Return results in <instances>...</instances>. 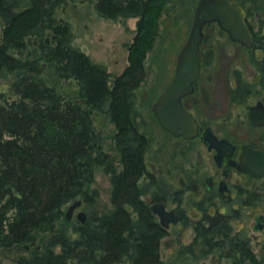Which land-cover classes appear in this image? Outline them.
Returning a JSON list of instances; mask_svg holds the SVG:
<instances>
[{
	"label": "trees",
	"instance_id": "16d2710c",
	"mask_svg": "<svg viewBox=\"0 0 264 264\" xmlns=\"http://www.w3.org/2000/svg\"><path fill=\"white\" fill-rule=\"evenodd\" d=\"M77 1L93 3L105 18L139 17L122 73L112 77L105 65L74 44L71 23L56 11L64 2ZM196 2L0 0V84H6L0 89V245L24 243L41 230H52L65 205L75 198L83 196L93 203L96 192L91 184L95 170L102 167L111 174L114 209L102 218L91 209L85 225L88 250L102 249L110 259L125 257L133 264H161L159 240L166 231L142 205L144 188L138 184L146 171L144 152L149 145L138 119V90L149 76L148 52L165 7L191 11ZM28 37L36 38V52L27 49ZM257 48L264 55L260 32L253 48H247L253 60ZM65 80L76 84L70 93L62 89ZM97 118L109 120L116 131L109 135ZM110 149L119 152V160ZM130 204L141 207L139 218L130 216L126 208ZM218 225H200L197 256V248L184 247L164 262L179 264L181 257V264H192L207 257L210 252L205 248L223 227L222 221ZM235 241L241 249L228 251L232 260L264 264V255L254 256L247 236L236 235L231 244Z\"/></svg>",
	"mask_w": 264,
	"mask_h": 264
},
{
	"label": "flooded vegetation",
	"instance_id": "af4514ba",
	"mask_svg": "<svg viewBox=\"0 0 264 264\" xmlns=\"http://www.w3.org/2000/svg\"><path fill=\"white\" fill-rule=\"evenodd\" d=\"M65 3L67 2L63 4ZM244 6L249 20L251 9ZM263 22L261 21L260 29L255 30L249 21L255 37L257 32L264 34ZM208 25L218 24L210 22L205 28ZM26 42L33 44L31 49L37 51L36 38L28 37ZM202 49L206 55L201 62L194 89L182 97L184 108L197 123L193 136L175 135L163 127L153 109L157 98L175 75L178 55L168 82L164 85L154 82L143 88L149 80L148 76L140 87L143 90L138 102L143 109L141 111L138 108V119L142 123L141 131L149 142L144 152L146 171L138 181L144 188L140 194L144 201L142 205L166 231L159 240V248L167 235L185 236L189 234V229L193 233L190 241L180 242L166 256H162L160 249L163 261L161 264H167L164 261L170 260L176 251H183L184 247L193 251L197 248V256L200 225H218L220 221L223 227L219 233L211 236L212 243L205 248L210 252L208 256L220 253V256L228 259L227 264H240L239 260H232L228 253L236 248L241 249L239 241L231 244V238L240 234L248 237L250 249L257 259L264 255V55H253L255 60L249 55L250 65L255 70L251 74H255V77L249 78L245 61H240L236 66L230 61L224 71V84L215 85L217 71L221 70L217 69L219 56L207 55L209 50ZM255 50L262 52L258 48ZM208 131L219 140H224L220 148L210 147L206 142ZM118 156L120 159V155ZM114 157L116 158L115 155ZM117 163L121 168V164ZM79 198L80 204L69 216L66 215V209L75 199L65 205L52 230H41V234L34 235L24 243L0 245V253L7 259L1 258L0 264H133L125 257L110 259L102 249L88 250L85 225L91 213L87 209L88 202L83 200L85 197ZM157 204H162L169 212L173 211L178 217L177 222H170L165 227L160 221L159 213L152 209ZM126 208L133 219L141 216L140 206L130 204ZM113 209L112 202L111 211ZM79 211L86 213L85 218L78 217ZM95 213L98 218L104 216V213ZM251 230L260 232L259 251L253 247ZM136 232L134 229V233ZM220 234L223 236L220 237ZM219 240L224 243L221 244ZM202 259H194L192 264L204 262ZM178 263H182L181 257L178 258Z\"/></svg>",
	"mask_w": 264,
	"mask_h": 264
},
{
	"label": "rangeland",
	"instance_id": "374dc122",
	"mask_svg": "<svg viewBox=\"0 0 264 264\" xmlns=\"http://www.w3.org/2000/svg\"><path fill=\"white\" fill-rule=\"evenodd\" d=\"M251 9L252 14L249 21L253 24L255 30H259L261 19H264V0H243L242 2ZM171 6L165 7V12L162 14L159 23V34L156 37L153 49L148 52L147 67L149 69V80L143 88L154 82L164 85L171 78L174 71L176 56L179 50L186 42L190 33L194 11L183 8L172 9ZM56 13L59 17L68 20L71 23L74 32L73 42L83 51L91 56V58L106 66L111 72L112 77L121 73L128 64L129 49L128 44L132 42L136 34L137 20L139 17H128L120 19H109L100 16L95 11L93 3L90 2H67L63 6H59ZM0 21V33H1ZM205 39L202 48L211 51V55H218L219 62L218 78L214 82L224 84V71L228 68L230 61L236 66L240 61L246 62L249 78L255 77V70L250 65L249 50L242 44L233 41L228 36L227 32L221 31L218 25H208L205 28ZM33 44H28L27 49H31ZM257 55H262L259 50H254ZM173 65V66H172ZM51 79L50 77H48ZM6 87L5 83L0 84V89ZM76 84L73 80L63 81L62 89L70 93L75 89ZM142 88L138 90V99L141 98ZM141 110L142 105L137 104ZM142 111V110H141ZM97 124L103 127L109 135L115 132V125L104 118H97ZM108 141L112 144L113 138L108 137ZM112 150L113 155L119 160L117 150ZM156 163V162H155ZM119 166V164H118ZM91 189L96 192L93 203H87L88 211L91 209L99 213L108 212L112 209L111 201V174L106 172L102 167L95 170L94 181L91 184ZM77 199V198H75ZM83 199V198H82ZM71 202V201H70ZM69 202V203H70ZM68 203V204H69ZM91 213V212H90ZM188 235H167L161 242L162 256L169 254L180 242H188L192 239L193 233L189 229ZM253 235V247L259 251L261 249L260 232L251 230ZM181 240V241H180ZM259 253V252H258ZM0 259L5 260L0 253ZM204 262L200 264H222L229 263L228 259L220 256V253L212 254L203 258ZM202 259V260H203ZM7 260V259H6Z\"/></svg>",
	"mask_w": 264,
	"mask_h": 264
},
{
	"label": "water",
	"instance_id": "95a60500",
	"mask_svg": "<svg viewBox=\"0 0 264 264\" xmlns=\"http://www.w3.org/2000/svg\"><path fill=\"white\" fill-rule=\"evenodd\" d=\"M194 18L186 42L178 52L175 75L166 90L157 98L153 109L163 127L174 133L190 137L196 133L197 123L184 108L182 97L194 89V82L200 74L201 62L206 53L201 47L207 23L216 22L227 32L230 39L247 48L255 44L254 30L248 20V12L241 2L230 0H198L193 6ZM29 40V39H28ZM208 101V98L206 97ZM82 101V99H79ZM209 146L220 148L224 140H219L208 131L205 137ZM264 153V152H263ZM259 155V154H258ZM80 204V198L71 202L66 215ZM152 209L159 213L160 221L168 227L170 222H177L178 217L173 211L165 210L162 204L153 205ZM86 213L79 211L78 217L85 218Z\"/></svg>",
	"mask_w": 264,
	"mask_h": 264
}]
</instances>
